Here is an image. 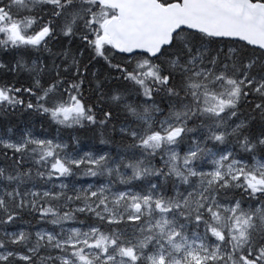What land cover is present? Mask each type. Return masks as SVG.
Masks as SVG:
<instances>
[{"label":"snow or ice","instance_id":"6c2138e0","mask_svg":"<svg viewBox=\"0 0 264 264\" xmlns=\"http://www.w3.org/2000/svg\"><path fill=\"white\" fill-rule=\"evenodd\" d=\"M0 264H264V0H0Z\"/></svg>","mask_w":264,"mask_h":264}]
</instances>
